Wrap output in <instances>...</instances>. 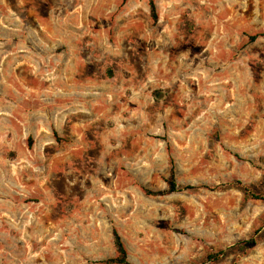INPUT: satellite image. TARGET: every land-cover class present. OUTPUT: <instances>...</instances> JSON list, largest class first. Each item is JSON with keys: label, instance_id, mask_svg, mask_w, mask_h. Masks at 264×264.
<instances>
[{"label": "rangeland", "instance_id": "374dc122", "mask_svg": "<svg viewBox=\"0 0 264 264\" xmlns=\"http://www.w3.org/2000/svg\"><path fill=\"white\" fill-rule=\"evenodd\" d=\"M155 1L0 0V264H264V0Z\"/></svg>", "mask_w": 264, "mask_h": 264}, {"label": "trees", "instance_id": "16d2710c", "mask_svg": "<svg viewBox=\"0 0 264 264\" xmlns=\"http://www.w3.org/2000/svg\"><path fill=\"white\" fill-rule=\"evenodd\" d=\"M125 1V0H124ZM150 1V8H151V15L152 18L154 19L155 22L159 20V15H158V8L155 0H149ZM264 36L263 34H256L251 37V41H256L258 38ZM168 185L169 189L166 191L167 193H174L180 190H187V189H193L194 187L192 186H185L182 187L176 179V173H175V166H174V161L172 160V168H171V173H170V178L168 180ZM148 194H162L164 192H154L151 190H146ZM114 235V243H115V248L117 255L115 257L109 258L104 261L105 264H131L130 259H129V252L126 247V244L120 235V233L115 229L113 232ZM254 243V241H249V242H241L239 244H236V247H239L241 249H244L246 246L249 244ZM225 251L219 254L211 255L209 258L210 259H219L221 255H224ZM183 264H195V263H183Z\"/></svg>", "mask_w": 264, "mask_h": 264}]
</instances>
